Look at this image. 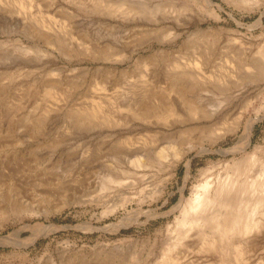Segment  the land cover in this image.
<instances>
[{"label":"rangeland","instance_id":"374dc122","mask_svg":"<svg viewBox=\"0 0 264 264\" xmlns=\"http://www.w3.org/2000/svg\"><path fill=\"white\" fill-rule=\"evenodd\" d=\"M210 1L0 0V264L264 263V237L244 260L196 238L170 247L200 169L239 157L249 125L248 150L264 145V71L250 66L264 0ZM181 70L207 114L178 102V117H136V101L178 100Z\"/></svg>","mask_w":264,"mask_h":264},{"label":"bare ground","instance_id":"6f19581e","mask_svg":"<svg viewBox=\"0 0 264 264\" xmlns=\"http://www.w3.org/2000/svg\"><path fill=\"white\" fill-rule=\"evenodd\" d=\"M205 1L206 3L211 2L210 0H205ZM162 26H166V25H162ZM199 31L200 30H194L192 31V33H196ZM251 53L250 55L252 58L250 60V64H251L250 66H252V68L253 67L256 68V71L257 70L264 71V45H260ZM200 62L201 60L194 61L193 67L196 68L199 67L200 69L201 68ZM247 64L249 65V63ZM172 66L175 69L180 67L176 62H173ZM253 72H255V70H253ZM260 72L258 74H260ZM215 74L219 75L220 73H215ZM215 74L212 73V76H214ZM253 74H256V72ZM220 75L222 76V74ZM261 76H262V72H261ZM184 77L200 78L198 74H196L192 70H186V71L181 70L174 74L172 73L171 75H168L167 86L169 88V91L174 92L176 98H178L179 101L168 100L169 98L166 99L167 97H165L164 94H163L164 97L160 96L161 98L155 96L158 98V101L156 99L157 106L148 102V100L146 99L139 100L134 102V106L132 109L134 115L144 120H150V118L166 119L168 116L178 117L180 116L179 105H178L179 103L182 105L184 104L183 106H185V108L189 110V112L192 113V115L194 116L203 117V115L207 114L206 111L207 108L205 109L202 105H199L196 99L192 98V96L190 97V94L193 91L197 92V95L198 92L201 91L202 88L200 89V91L194 90L197 87L193 89V87L197 85L199 81H195L194 83L189 84V82L186 81V79L184 80ZM217 77H215V79ZM202 86L204 85H201L200 87ZM191 89H193V91H191ZM198 98H201V96L199 95ZM159 103L163 107L159 106L158 105ZM215 104H217V102H215ZM88 115H90L95 122L107 120L106 114L102 111V108L99 105L92 107L89 110ZM188 121L189 120H187V122ZM235 123L237 124V121ZM250 126L251 125H249V127L245 129L244 134L242 135L241 148L238 146L241 153L239 157L225 161L223 169L220 170L219 172L217 171L218 173L214 176H209V174H207L206 172L207 168L200 169L197 183H195L191 187V191L189 195L186 198H184V200H182L183 202L180 203V207L178 206L179 215L176 216L175 219L176 237L174 238L173 242L170 244L171 248L178 246L180 244L184 245L185 239L196 238L199 241L200 243L199 246L201 248H205L213 252L215 251L217 253L231 252L233 258L235 257V259L237 260L241 258L244 260L246 258L244 256H246V254L253 248L256 241L259 238L264 237V145L256 144L252 147L251 150H248V147L251 143ZM208 128L209 126L207 127V129ZM221 133H224V130L223 131L221 130ZM215 134H213L212 137ZM215 136L218 135L216 134ZM233 146H232V150L233 148L235 149V147ZM238 148H236V150ZM139 149H141V147L138 148V151ZM229 149H228L229 151H232L231 147ZM172 153L173 155H175V157H179L183 153V149L174 147L172 149ZM155 154L159 158L166 156L165 148L157 149L155 151ZM143 163L144 160L141 159V157L139 156L138 157L136 156L130 160V164L135 166H139ZM117 182H119L118 177H116L114 174L113 175L109 174L101 183L102 184L101 187L108 188L111 187L112 185L114 186ZM125 198L126 197H124V199Z\"/></svg>","mask_w":264,"mask_h":264}]
</instances>
